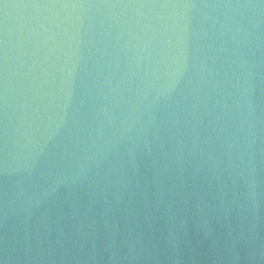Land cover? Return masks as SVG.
Listing matches in <instances>:
<instances>
[{
	"label": "water",
	"instance_id": "obj_1",
	"mask_svg": "<svg viewBox=\"0 0 264 264\" xmlns=\"http://www.w3.org/2000/svg\"><path fill=\"white\" fill-rule=\"evenodd\" d=\"M0 264H264V0H0Z\"/></svg>",
	"mask_w": 264,
	"mask_h": 264
},
{
	"label": "clouds",
	"instance_id": "obj_2",
	"mask_svg": "<svg viewBox=\"0 0 264 264\" xmlns=\"http://www.w3.org/2000/svg\"><path fill=\"white\" fill-rule=\"evenodd\" d=\"M44 7H48L51 9H56V8H60V9H70L73 12H76L78 10H83V9H87V8H99L101 6L99 5H88V4H56V3H52L49 5H44ZM104 7H116L115 5L112 6H104ZM143 7V6H141ZM164 7H167L166 5ZM173 7H178L180 8V12L177 14H174L176 16L179 17V19H183L186 15H187V10H189L191 7H195L194 5H188V4H184V5H174ZM229 8H237V9H243V8H248L250 7V5H236V6H228ZM235 15V13L233 14ZM240 15H243V13L241 12ZM70 19V17L68 18ZM53 22L55 23V18L53 20ZM61 23H64V21H61ZM56 27L59 28L60 24H56ZM253 27H255L253 25ZM146 28L149 29V31L152 32V35L149 36V42H151L153 40V38L155 37V35L157 33L160 34V36L162 37V39L157 41V44L160 47V52L158 55H160L162 57V59L164 61L167 62V75L172 78V79H178L179 76V67L181 65H183L186 60L187 57L185 55V50L183 47H181V45L184 44V38L187 36V24H181L179 22L178 19H173L171 24H169L167 22V20H165L164 23H162L160 26H153L151 25V23H149V25L146 26ZM183 33L184 35L181 36L180 34ZM175 34L176 36V43H173V35ZM236 34L240 35L243 34L244 39L243 40H239L237 41V44H242L245 42H248L249 44L251 43L249 41V37H251L253 35V33L251 31H249L247 28H245L244 26L240 25L239 23L236 24ZM163 37H166V39H164ZM52 39L53 42V47L56 46V39L55 36H51L50 37ZM69 40H71V37H69ZM71 47V45H70ZM61 71H63V68H61ZM53 83H55V80H53ZM61 84V88L60 91H54L53 92V97H52V105L53 107V113L55 114V117L58 119H63V117L67 114L66 111H64L63 109L67 108V97L71 95L70 92H67L64 90L63 88V84L64 81L61 80L60 81ZM63 93V95H62ZM247 95V89L244 90V92L242 93V101L243 99L246 97ZM241 107L243 106L242 104L240 105ZM60 109V110H57ZM243 113H241V119H243ZM49 122L54 123L55 120L53 119L52 116H49ZM45 131H47V129H45Z\"/></svg>",
	"mask_w": 264,
	"mask_h": 264
}]
</instances>
